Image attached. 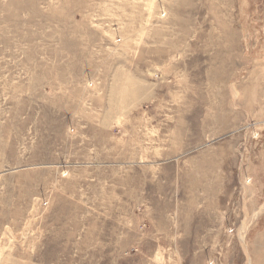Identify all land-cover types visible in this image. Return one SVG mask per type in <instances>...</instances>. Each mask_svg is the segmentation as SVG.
I'll return each mask as SVG.
<instances>
[{
  "label": "rangeland",
  "instance_id": "1",
  "mask_svg": "<svg viewBox=\"0 0 264 264\" xmlns=\"http://www.w3.org/2000/svg\"><path fill=\"white\" fill-rule=\"evenodd\" d=\"M0 264H264V0H0Z\"/></svg>",
  "mask_w": 264,
  "mask_h": 264
}]
</instances>
